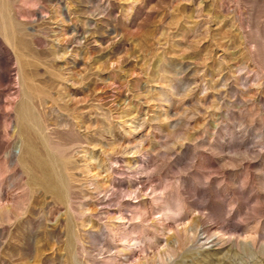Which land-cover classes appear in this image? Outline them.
I'll list each match as a JSON object with an SVG mask.
<instances>
[{"label":"rangeland","instance_id":"rangeland-1","mask_svg":"<svg viewBox=\"0 0 264 264\" xmlns=\"http://www.w3.org/2000/svg\"><path fill=\"white\" fill-rule=\"evenodd\" d=\"M0 264H264V0H0Z\"/></svg>","mask_w":264,"mask_h":264}]
</instances>
